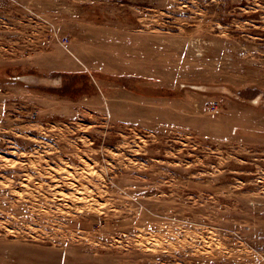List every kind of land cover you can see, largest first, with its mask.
Returning <instances> with one entry per match:
<instances>
[{"label": "rangeland", "instance_id": "rangeland-1", "mask_svg": "<svg viewBox=\"0 0 264 264\" xmlns=\"http://www.w3.org/2000/svg\"><path fill=\"white\" fill-rule=\"evenodd\" d=\"M0 264H264V0H0Z\"/></svg>", "mask_w": 264, "mask_h": 264}]
</instances>
